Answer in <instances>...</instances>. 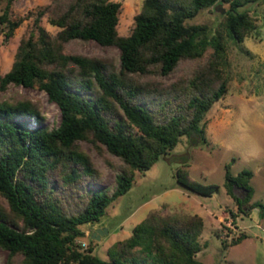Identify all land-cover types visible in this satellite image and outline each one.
Listing matches in <instances>:
<instances>
[{
  "label": "trees",
  "instance_id": "trees-1",
  "mask_svg": "<svg viewBox=\"0 0 264 264\" xmlns=\"http://www.w3.org/2000/svg\"><path fill=\"white\" fill-rule=\"evenodd\" d=\"M258 1L142 0L127 35L116 30L117 1L51 0L35 12L33 31L19 39L9 69L0 76V91L9 84L43 91L57 106L59 123L48 129L22 120L39 119L28 99L0 102L5 264L16 256L19 264H199L197 217L179 230L168 217L150 214L127 238L112 244L107 259L93 255L88 246L80 250L75 239L83 236L81 224L96 221L108 203L129 189L135 171L148 168L181 135L204 141V115L226 92L224 40L238 43L255 27L241 8ZM9 3L0 13L6 38L22 21L10 17ZM219 3L227 7L217 14L214 28L187 22ZM43 14L58 28L54 35L39 25ZM74 40L115 46L118 65L110 57L66 50L65 44ZM181 60H191L188 73L166 84L155 79L171 73ZM80 141L89 142L108 167L117 169L112 187L83 191L98 181L100 170ZM249 177L248 170L235 176L224 172V185L238 205L250 197ZM176 181L201 195L216 189L189 181L179 171ZM233 188L243 191L240 199Z\"/></svg>",
  "mask_w": 264,
  "mask_h": 264
},
{
  "label": "rangeland",
  "instance_id": "rangeland-1",
  "mask_svg": "<svg viewBox=\"0 0 264 264\" xmlns=\"http://www.w3.org/2000/svg\"><path fill=\"white\" fill-rule=\"evenodd\" d=\"M9 1L10 17L22 18L9 37H4L6 25L0 23V76L12 61L20 38L33 31L35 12L51 0H1L0 13ZM120 3L116 30L127 35L133 25V15L142 0H112ZM226 4L201 9L188 23H206L210 28L219 21ZM254 19L255 27L238 43L225 39L224 66L227 76L226 92L213 101L204 115V141L195 135H181L176 144L160 155L148 168L135 171L129 189L104 208L103 214L91 223L79 226L83 236L75 239L80 250L88 246L93 255L107 259L112 244L130 235L134 225L150 214L168 217L179 230L197 217L200 228L196 236L199 249L195 258L199 264H264V0L242 7ZM219 10L223 12L220 13ZM50 35L57 27L50 25L43 14L39 19ZM66 50L85 55L110 57L118 65L119 51L115 46H101L92 40L69 41ZM207 55H204L205 59ZM191 60H181L167 75L155 79L166 84L188 73ZM28 99L35 103L39 119L23 117L30 125L48 129L59 123V110L47 95L35 87L9 84L0 91V102ZM79 147L100 170L96 183L83 191L100 186L112 187L114 174L87 141ZM106 157L115 165L120 161L113 155ZM117 168V167H116ZM225 170L235 176L248 170L251 194L242 205L227 192ZM176 171L189 181L214 184L210 195H201L180 186ZM241 198L243 191L233 188ZM256 206L248 208L250 203ZM100 229L98 238H91ZM6 252L0 248V264H5ZM14 257L10 264H19Z\"/></svg>",
  "mask_w": 264,
  "mask_h": 264
},
{
  "label": "water",
  "instance_id": "water-1",
  "mask_svg": "<svg viewBox=\"0 0 264 264\" xmlns=\"http://www.w3.org/2000/svg\"><path fill=\"white\" fill-rule=\"evenodd\" d=\"M219 12L222 13L223 11L219 10ZM100 233H101L100 229L94 230V232L91 233V238H96L97 239Z\"/></svg>",
  "mask_w": 264,
  "mask_h": 264
}]
</instances>
